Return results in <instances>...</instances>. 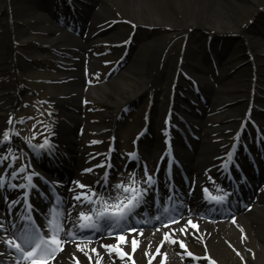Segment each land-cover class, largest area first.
I'll return each mask as SVG.
<instances>
[{
    "label": "rangeland",
    "instance_id": "obj_1",
    "mask_svg": "<svg viewBox=\"0 0 264 264\" xmlns=\"http://www.w3.org/2000/svg\"><path fill=\"white\" fill-rule=\"evenodd\" d=\"M223 1L229 11L228 15H232L233 20L230 21V26L226 29L223 28L226 32L219 34L207 23L210 17L206 14L200 15L199 23L194 27V31L193 27H187L186 24L173 26L154 23L151 15L155 12L159 13L161 17L169 14L183 22L182 14L184 12L181 11L182 6L179 5L178 0H136L137 8L133 10L134 12H128L129 15L121 13V5L115 4L114 0H74V11L72 12L71 9L66 13V5H59L61 2L58 0H0V120L10 124L14 143L24 146L28 144V141L36 143L49 134L54 123L63 119V112L72 111L69 107H75L76 103L78 106L83 105L82 108L75 107L80 117V124L79 122L72 123L69 129L72 128L78 132V148H92L96 144L101 146L109 139L105 135H99L96 127L104 121L103 110L110 108L107 102L95 101L89 105V99L83 97L82 100V95H80L78 97L81 101L78 98L74 104L66 107L63 102L56 101L52 96L51 90L56 85L63 84L61 74H59L62 72L60 69L69 66V62L64 59L65 57H62L59 51L50 50L47 45L38 46V43H42V41L35 37L43 35L40 36L42 40L49 39L53 42V38L57 36L58 32L71 35L72 38L81 42L80 59H77V62L80 63L78 68L80 73L81 70L82 74L86 70L89 74L84 73L83 76L86 80L76 79L77 81L74 80V82L76 81L75 84L79 86H84L85 89L108 82L110 86H115L117 85L116 81L112 82V79L117 78L119 72L120 79H135L136 75H144L147 72L149 57L158 51L157 45L166 40L162 51L156 53L160 70H163L165 66L170 69V73L165 75L166 79L165 76H162L159 83L151 87L152 90L146 91L139 98L118 108L119 113L115 125L117 126L119 151L124 157L128 156L127 154L135 144V138L139 129L142 128V124L151 116V108L154 109L153 114H156V124L151 126V130H156L162 122V108L167 104V99L176 96L180 91H183V88L192 91L190 73L185 72L193 69L190 64L205 69L215 68L218 75L224 77V83H220L219 86H224L228 90L218 92L219 97L222 95H227L230 98L237 97L233 102L222 103L219 100L214 105L211 103L212 99L206 95H204L205 99L198 101L196 113L199 118H196L204 120L208 127L214 130V133L223 131V129L218 130L221 124L225 123L219 116L220 113H225V109L235 110L238 108L240 110L241 115L234 119V127L241 123L240 121L245 120L244 122L249 123L246 115L249 112V106L254 117L257 115L264 117V100L262 101L264 99V70H260L257 61L250 56L257 50L264 52V46L253 47L251 51L243 38L244 35L254 37L257 35L256 31L263 28L264 6H256L257 10L252 12L251 9L245 8L246 0H221V2ZM234 2L235 8H232L231 4ZM28 8H35L41 16L51 19L56 24V33L53 31L32 33L28 26L30 20L23 14V11ZM97 9L101 14L94 17L93 20L88 18V28L84 27L82 19L76 23V18L72 16L77 11L87 12L90 10L89 17H91L93 11ZM188 13L194 15L191 8L188 9ZM125 15L128 18H121ZM133 15L145 19V22L131 21L129 18H132ZM226 17L228 18V16ZM63 19L67 21H63ZM63 22L66 25L62 24ZM69 25L76 29H71ZM232 25H235V28ZM112 32L118 34L113 36ZM192 32L199 36V40L194 42L188 39V33ZM98 33H100L99 38H92L91 44H89L88 39ZM260 37L264 39V34ZM125 41L127 43H124ZM55 45L58 46H55L57 48L62 47L67 53L72 51L71 43L67 39L57 42ZM228 50L232 55V57L229 55L228 57L232 60L228 64H224L226 61L221 59L225 57L223 54ZM135 53H139V55L133 60ZM259 57L264 65V54ZM94 58L102 63H94L92 61ZM185 62L186 68L183 66ZM131 64L133 65V68L130 69L131 72L125 73ZM260 68L262 69V67ZM175 78L177 79L175 80ZM251 78L254 80L253 89L252 87L249 89L247 85ZM149 84L151 85V83ZM154 87H158L160 90L157 94L153 91ZM252 90L254 91L253 95L258 97L257 100H253V97L250 96L249 93ZM153 99L155 102L158 99L159 103H153ZM212 106L216 107L217 111L211 113ZM245 110L247 113L246 116H243L242 113ZM189 111L190 108H187L179 112L184 115ZM262 119L264 120V118ZM0 129L3 127L0 126ZM201 130L204 131L203 128ZM249 130L255 131L257 127L253 125ZM199 137L204 143L202 136L199 135ZM96 138H101L100 142L92 143V141H97ZM159 138V134H157L155 139L158 142H160ZM244 232L242 237L248 241V232L246 230ZM241 235L240 233V237ZM201 241L202 238H199L198 248L205 249V242ZM229 248L236 255L234 243L230 242ZM137 261L141 263L142 260ZM205 261L210 264L213 262L214 264H227L228 262L226 260L221 262L213 254L212 261L209 259ZM205 261L200 260L199 262L207 264ZM181 262H183L182 259Z\"/></svg>",
    "mask_w": 264,
    "mask_h": 264
},
{
    "label": "bare ground",
    "instance_id": "obj_2",
    "mask_svg": "<svg viewBox=\"0 0 264 264\" xmlns=\"http://www.w3.org/2000/svg\"><path fill=\"white\" fill-rule=\"evenodd\" d=\"M135 1L136 0H114L115 4L117 3L121 5L122 12H120L127 15L130 14L128 12H134L133 10L137 8L135 5L137 3ZM178 3L182 6L181 11L184 12V14L180 12L184 20L183 22H180L173 16H169V14H166L165 17H161L159 13L155 12L153 13V15H151V18L153 19L154 23L160 25L170 24L173 26H182V24H186L187 27H193L194 31V27H196V25H198L199 23L200 15L206 14L208 17H210L207 23L211 26L212 29H216V32L221 34L226 32L225 30H223V28L226 29V27L230 26V21L233 20V16L228 15L229 11L226 7V4L224 3V1L221 2V0H178ZM256 6H264V0H246L245 8L251 9L253 12L257 10ZM231 7L235 8V2L231 4ZM190 8L193 10L194 15L188 13V9ZM89 11L86 12L84 10H81L77 12V14L79 15V21L80 19L84 21L85 28H88V18L93 20L94 17L101 14L100 10L97 9L93 11V16L89 17ZM23 14L26 15V17L30 20L28 26L32 33H41L47 31H53L56 33V24L51 19H48L43 15L41 16L35 8H28L27 10L23 11ZM225 14H227L226 16H228V18L225 16ZM127 15H125V17L122 16L121 18H128ZM129 19L134 22H145V19L138 18L134 15L132 18ZM69 26L71 29H76V27L73 28V26ZM232 27L235 28V25H232ZM100 33L96 34L93 37H90L88 39V43L91 44L92 38L98 39ZM256 33L258 36H243L245 42L248 45V48L251 51L253 50V47L256 48V46H264V39L260 37L264 34V26L262 29L259 28ZM112 34H114L113 36H116L118 33L112 32ZM40 36L43 35H36L35 37V39L42 41V43H38V46L47 45L48 49L59 51L61 55L65 57V59H68L69 62V66H65L69 69H63L64 67L60 69V71H62L61 78L63 80V84L59 86L56 85V87L51 90L53 98L56 101L63 102L66 107H69L70 104H74V101L78 100V96L80 95H82L81 99H83V97L89 99V105L91 103L93 104L95 101L107 102L110 108L109 110H103L102 116L104 117V121H102L96 126L98 131L100 130L104 135H116L117 130L114 127L113 118L118 112L119 107H122L123 105L130 102L131 100H134L135 98H139L146 91L152 90L151 87L156 86L161 80L162 76H165L170 73V69L166 66L163 70H160L158 64L159 62H157L156 53H160L162 51L161 49H163V45L166 43V40H164L157 45L158 51L149 57L147 72L144 75H136L135 79H120L119 72V74L117 75L118 80L115 77L112 79V82L116 81L117 85L110 86V83L108 82L97 86H91L89 89H85L84 86H79L78 84H75V82L77 81L76 79H83L82 70L80 73L78 68L80 63L77 62V59H80L79 51L82 48L80 40L72 38L71 35H66L64 33L59 34V32L57 36L53 38V42H51V40L49 39L42 40ZM187 36L188 39L194 42L196 40H199V36L193 32L190 34L188 33ZM66 39L69 40L71 43V53H67L62 49V47L57 48L58 46L55 45V43L61 42L62 40L65 41ZM45 41L46 43H44ZM262 54H264V52L260 50H257V52L255 51L254 54H250L253 60L257 61V66L260 70H264L263 62H261L262 60L260 59V57L258 58V56ZM138 55L139 53H135L133 60ZM223 55H225V57L221 60L226 61L224 64H228L232 60H230L228 57V55L232 57L231 53L228 50ZM70 65H73L74 68H71L73 66L70 67ZM184 66L187 67L186 62ZM192 67L193 69H191V71L185 72L188 74L190 73V84H194L196 90L190 91L188 88H183V91L185 92V94H187L188 97L191 96L193 99L198 98L199 101L201 96L206 95L212 99L211 103L213 105L219 100L222 101V103H228L233 102V100L237 99V97L230 98L227 95H222L219 97L218 92L228 90L224 86H219L220 83H224V77H220L218 75V71L215 68L211 67L210 69H205L195 64H193ZM260 67H262V69ZM132 68V64L127 69L126 67H124V69H126L125 73H130V69ZM70 77H72L73 79L72 82L70 80ZM164 78L166 79V76ZM176 79L177 78H175V80ZM74 80L76 81L74 82ZM253 81L254 80L252 78L249 80V84H247L249 86V89L250 87H252ZM149 83H151V85ZM153 91L157 94V92L160 90L158 87H154ZM179 99L181 103L174 102L173 105L171 101H168V103L162 108V115L175 113V111L178 109H186L183 106L184 104H195L193 100H189L186 98ZM263 100L264 99H262V101ZM79 101H81L80 98ZM195 101L197 102V100ZM157 102L158 99L156 100V102L155 99H153V103ZM82 106L83 105L78 106L75 103L76 108H82ZM75 107H69L72 109V111L66 110L63 112V119L55 124L54 134L52 138L49 139V143L51 145L52 143H55L56 148L59 144L60 148H63L69 153L70 161L75 162L74 158H77L76 164L78 166V172H76V177L74 181L79 180L81 183L91 184L94 187L96 185V183L94 182H96L97 174L106 168V164L108 162H111L110 159H106V161H103L101 157L104 158L106 155L109 154L110 158L114 159V155L109 146H106L105 148H103L104 150L101 151H98V148L96 150L76 149L78 134H76L74 129H69V126H71L70 124L72 123L79 122L80 124V117L79 114L76 112ZM151 109L153 110V114L154 109ZM195 110L196 106L193 107V111L188 113V119H190V121L194 123L195 126L198 125L204 129V132L202 131L201 134L205 138V143L202 146L196 144L194 149L197 150V153L195 152L191 154L190 152H188L187 155H184V160L186 161L187 167L192 169V174L197 175L199 180L201 182H204L208 180V176L205 175V172L220 174V165L228 161V157H225V153L227 151L226 147H229V145H231L233 142L230 141L231 138H229V134H227L225 131L233 126L234 119L237 116H240L241 113L238 108H236L235 110L225 109V113H220L219 117L223 121H225V123L221 124L218 130L223 129V132H219L216 133L217 135H214V130L212 128H209L207 123L204 122V120H195ZM215 111H217V108L212 106L210 108V112L213 113ZM243 114L244 112L242 113V115ZM151 118V122L149 123L150 127L156 124V114H153ZM262 118L264 117L259 116L257 121L259 122V126H261V129L264 133V120ZM164 125L165 123H162L161 126ZM0 126L7 127V124L5 123V121L0 120ZM156 131H158L157 128ZM162 131L163 129L161 127V132ZM0 141H3V133L0 134ZM6 142L8 141H3V143ZM113 142L114 141L110 142V144H112ZM147 150H150V147ZM78 152L80 153V155H78ZM1 154L3 155V152H1ZM101 161L104 162L103 166L93 167L94 165H101ZM5 164L7 165V172H14L11 169L10 165L12 163L7 161L5 162ZM87 168H91L92 171H82L83 169ZM17 176L15 177V180L18 179ZM259 178H264V166H262L261 168ZM73 190L74 191H71L69 201V209H71V211L70 214H67V218L65 221L66 229L69 227L70 224L68 223V221L73 220V215H75L76 210L79 207V204L72 200L74 192L83 191V189H79L75 185L73 186ZM196 190H194V193H200V189L198 188V186ZM73 205H75V207H73ZM189 219L192 221V224L196 225L195 228H193L191 224L187 223ZM238 220L239 224L245 226L246 231L248 232V241L240 237V232L234 226L228 225L227 223L218 224L219 229L216 230L215 226H211L212 223L215 222H209L206 218H202L201 216L194 214L192 212V209H190L187 212L186 218L171 226L162 227L159 229L141 228L135 229V231L124 232L122 234H119L124 235L126 237L127 242H120L118 244L117 241L119 235H102L100 238L92 240L91 243L87 241L83 244H80L81 248H83V251L76 247L77 243H70V245L68 244L64 251L58 253L55 260L53 262L51 261L52 263L50 262L49 264H96L97 259L100 260V264H138L136 262V258L142 260V264H161V261H166L165 264H198L196 260L206 258V256H212V254L213 256H216V258H218L221 262H223V260H226V262L228 261L227 264H264V188L260 195H258V200L255 204L254 209L247 213H243L242 215L240 214L238 216ZM185 225H187L185 231L181 232L180 228L184 227ZM141 230L142 234H140ZM165 232H168L169 236H171L173 239L178 236L180 240H183L186 247L181 248L179 246L178 241L176 243L172 242L171 244H169L168 240H166L164 237ZM184 234H186V236ZM200 235L202 236V240L205 241V249H203L202 247H200L201 249L198 248L199 242L197 241L196 237ZM132 238H135L137 241L135 248H133ZM162 240L165 241L163 244L160 243ZM226 240H228L227 242L234 243L237 255H235L233 251L229 248V246L225 243ZM104 244H113L114 246L119 247L121 251L116 252L115 250H113L109 252L108 249L102 246ZM93 248L96 249L95 252L92 251ZM157 248L160 249L159 252H157ZM186 251L192 252L193 256L186 255ZM181 259H183V262H181Z\"/></svg>",
    "mask_w": 264,
    "mask_h": 264
},
{
    "label": "snow or ice",
    "instance_id": "obj_3",
    "mask_svg": "<svg viewBox=\"0 0 264 264\" xmlns=\"http://www.w3.org/2000/svg\"><path fill=\"white\" fill-rule=\"evenodd\" d=\"M124 43H127V41H125ZM9 139V132L5 130L3 132V141H8ZM97 142L98 141H92V143ZM28 144L29 147L35 148L37 150H51L52 147L47 137L44 138V141L41 144L33 145L31 141H28ZM127 155L130 160L136 157L135 152L128 153ZM230 155L231 154H229V156ZM6 159L7 157H0V162L5 161ZM103 164L104 162L101 161V165H94L93 167L103 166ZM23 170L24 166L21 165V167L17 168L16 171L11 173V175L15 177L17 172H21ZM82 171L91 172L92 169L87 168L83 169ZM34 175L38 174L33 172L25 176L27 185L31 187H35V185L32 183V176ZM143 175L146 179L141 182L140 180L135 179L136 173L135 171H133L129 174L128 183H124L123 181H121L112 185L111 187L117 192L115 198L106 196L104 194V190L97 192L96 188L91 184H84L79 180L74 181V185L79 189H83V191L74 192L72 200L77 202L79 205H90L91 210H80L75 218L74 223L72 221H68V223H73V227H68L66 229V211L61 207L63 201L60 200L57 196V200H59V203L54 204L53 207L49 210V214L45 217V223L42 227L36 226L31 216L20 217V219L27 220L29 223L24 228H19L18 225H13V228L19 229L18 234L13 233L12 235L0 237V247L6 246L9 250L4 252L3 255L11 257L15 254L17 258L15 264H20L21 260H23L25 264H46V262L54 260L57 254L62 251L66 242L61 238L62 234L66 237H75L77 240L88 239V242L91 243L92 240L84 235V230L94 231L103 227L109 235H112L113 226H115L117 233L135 231V229H132L131 227L120 228L119 225L131 218L135 209L143 204L145 196L152 190L155 184L153 176L148 174L146 165L144 166ZM106 180L107 172H105V183ZM94 183L99 184L100 182L96 181ZM141 183L144 184V187H141ZM25 186L26 185H13L10 183L5 185L4 178L0 177V188H24ZM50 187L55 194V183H53ZM70 191L74 190L70 189ZM203 191L205 193H208L209 190L207 188H204ZM220 191L223 190L221 189ZM227 195V192H224L223 195L219 196L210 195V198L211 200L219 203L222 202ZM21 196L23 197V203L26 210H30L32 208V205L28 202V192H22ZM18 203H20L19 200L10 201V208L11 206H14ZM73 207H75V205H73ZM67 211L70 212L71 209H68ZM169 223H177V221L170 219ZM187 223L191 224L193 228L196 227L195 224H192V221L190 219ZM186 227L187 225L180 228V231H185ZM4 228L5 225L3 223H0V230H3ZM42 229L46 231H43ZM74 229H78L79 231H76ZM140 234H142V230ZM164 237L166 240L173 243H176L178 241L181 248L186 247L183 240H180L178 236L173 239L171 236H169L168 232H165ZM120 242H127L124 235L118 236L117 243L119 244ZM164 242L165 241L162 240L160 243L163 244ZM132 244L133 248H135L137 244L135 238H132ZM102 246L108 249L109 252L113 250H115L116 252L121 251L119 247H116L113 244H104ZM76 247L83 251V248H81L80 244H76ZM92 251L95 252L96 249L93 248ZM159 251L160 249L157 248V252ZM186 255L193 256V253L190 251H186ZM96 264H100L99 259H97ZM161 264H163V261H161Z\"/></svg>",
    "mask_w": 264,
    "mask_h": 264
}]
</instances>
